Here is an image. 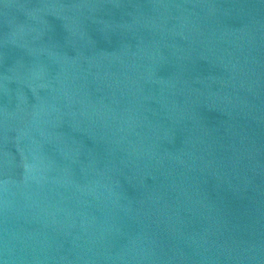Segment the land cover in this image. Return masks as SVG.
I'll return each instance as SVG.
<instances>
[{
	"label": "water",
	"instance_id": "water-1",
	"mask_svg": "<svg viewBox=\"0 0 264 264\" xmlns=\"http://www.w3.org/2000/svg\"><path fill=\"white\" fill-rule=\"evenodd\" d=\"M0 264H264V0H0Z\"/></svg>",
	"mask_w": 264,
	"mask_h": 264
}]
</instances>
